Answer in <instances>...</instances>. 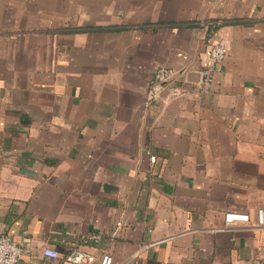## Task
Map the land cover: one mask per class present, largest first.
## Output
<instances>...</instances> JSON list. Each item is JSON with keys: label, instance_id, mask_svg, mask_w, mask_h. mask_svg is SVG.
I'll return each mask as SVG.
<instances>
[{"label": "crops", "instance_id": "1", "mask_svg": "<svg viewBox=\"0 0 264 264\" xmlns=\"http://www.w3.org/2000/svg\"><path fill=\"white\" fill-rule=\"evenodd\" d=\"M214 39L229 53L203 93ZM161 67L188 70L160 89ZM259 208L264 0H0V235L18 264H264Z\"/></svg>", "mask_w": 264, "mask_h": 264}, {"label": "built area", "instance_id": "2", "mask_svg": "<svg viewBox=\"0 0 264 264\" xmlns=\"http://www.w3.org/2000/svg\"><path fill=\"white\" fill-rule=\"evenodd\" d=\"M229 50L225 43L220 40L214 39L210 43L207 59L203 68L199 71L200 79L198 88L203 93H209L214 85V73L226 60ZM184 59L188 60V56ZM188 68L185 67L181 70H176L169 67H161L155 71V84L164 89L171 85L174 81L184 78ZM173 97L178 96L176 89L171 91ZM155 97V96H153ZM151 162H156V156H151ZM256 225L264 228V208H259L256 211ZM225 222L232 224L236 222H250V216L243 213H228L225 215ZM23 247L13 240L8 235H0V264H18L24 254ZM44 256L58 259L61 257L58 251L52 249H45ZM66 264H113V258L110 255H102L100 259L91 253L81 251L79 249L69 252L63 257Z\"/></svg>", "mask_w": 264, "mask_h": 264}, {"label": "trees", "instance_id": "3", "mask_svg": "<svg viewBox=\"0 0 264 264\" xmlns=\"http://www.w3.org/2000/svg\"><path fill=\"white\" fill-rule=\"evenodd\" d=\"M181 80H182V79H178V80L174 81L173 83H171V86L176 85V84L179 83Z\"/></svg>", "mask_w": 264, "mask_h": 264}]
</instances>
